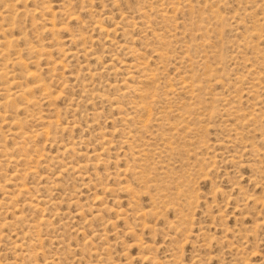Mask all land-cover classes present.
Masks as SVG:
<instances>
[{"label": "rangeland", "instance_id": "1", "mask_svg": "<svg viewBox=\"0 0 264 264\" xmlns=\"http://www.w3.org/2000/svg\"><path fill=\"white\" fill-rule=\"evenodd\" d=\"M0 264H264V0H0Z\"/></svg>", "mask_w": 264, "mask_h": 264}, {"label": "bare ground", "instance_id": "2", "mask_svg": "<svg viewBox=\"0 0 264 264\" xmlns=\"http://www.w3.org/2000/svg\"><path fill=\"white\" fill-rule=\"evenodd\" d=\"M152 76V75H151ZM145 79V78H144ZM15 96V95H14ZM31 100V99H30ZM28 103V102H27ZM26 106V105H25ZM50 125H53V122H50ZM47 134V133H46ZM17 219H19V217L17 216Z\"/></svg>", "mask_w": 264, "mask_h": 264}]
</instances>
